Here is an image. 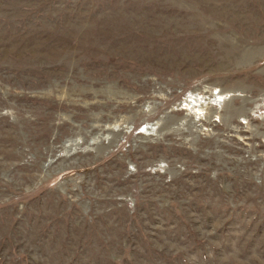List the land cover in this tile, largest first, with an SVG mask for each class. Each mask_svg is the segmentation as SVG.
I'll list each match as a JSON object with an SVG mask.
<instances>
[{"label":"rangeland","instance_id":"374dc122","mask_svg":"<svg viewBox=\"0 0 264 264\" xmlns=\"http://www.w3.org/2000/svg\"><path fill=\"white\" fill-rule=\"evenodd\" d=\"M0 264H264V0H0Z\"/></svg>","mask_w":264,"mask_h":264}]
</instances>
